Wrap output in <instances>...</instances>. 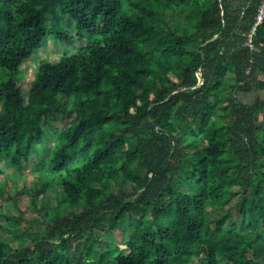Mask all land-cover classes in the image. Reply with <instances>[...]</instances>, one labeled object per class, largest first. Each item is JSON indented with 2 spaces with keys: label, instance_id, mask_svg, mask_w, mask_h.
<instances>
[{
  "label": "trees",
  "instance_id": "trees-1",
  "mask_svg": "<svg viewBox=\"0 0 264 264\" xmlns=\"http://www.w3.org/2000/svg\"><path fill=\"white\" fill-rule=\"evenodd\" d=\"M260 4L0 0L2 186L48 150L22 192L59 199L43 197L50 224L31 246L0 238V264H264V98L238 96L264 90V22L245 45ZM82 33L33 81L13 76L50 38L69 49Z\"/></svg>",
  "mask_w": 264,
  "mask_h": 264
},
{
  "label": "rangeland",
  "instance_id": "rangeland-1",
  "mask_svg": "<svg viewBox=\"0 0 264 264\" xmlns=\"http://www.w3.org/2000/svg\"><path fill=\"white\" fill-rule=\"evenodd\" d=\"M63 28L68 30L72 35L77 36L78 31L74 26V23L66 18L62 23ZM85 38L80 40L73 38L72 47L67 49L64 47L60 40L50 38L47 45H45L37 58L34 60H24L20 64L19 70L13 74L17 79H20L23 84H27L36 78L37 68L39 61L43 58L50 61H57L62 55L68 53H74L80 46L87 42V35L82 33ZM9 73L0 67V81H4L8 77ZM239 99L243 102L252 103L257 98H264V90L254 89L249 93H239ZM69 122V120H66ZM57 122L51 118L47 119L45 126L48 124ZM53 135V134H52ZM56 139L52 136L47 139V148H51ZM50 158V152L47 150L45 154L41 156H35L33 161L27 165L23 171L22 178L18 179L16 185L11 186L8 190L3 189V184L7 182V178H13L11 173L13 168L10 166L7 160L0 161V217L3 222H7L11 228L8 230H0V238L6 242H9L12 246L18 247L21 242H24V246H31L33 243V237L42 234L45 228L50 224L48 217L45 216L46 212L45 203L43 197H48L53 205H56L59 199L53 195L51 190L46 193H40L34 203L30 194L22 192L23 184H26L27 189H33L40 182L37 170L40 168L39 163L41 160L48 162ZM25 182V183H24ZM18 198V201L16 200ZM50 201L47 206H51ZM44 210V211H42ZM229 220L241 222L239 216V210L237 206H232L229 209ZM28 234V235H27ZM30 234V235H29ZM107 239V244H119L120 239L123 236L122 231H117L115 234H104ZM73 245L70 247L71 249ZM199 260L197 263L199 264Z\"/></svg>",
  "mask_w": 264,
  "mask_h": 264
},
{
  "label": "built area",
  "instance_id": "built-area-1",
  "mask_svg": "<svg viewBox=\"0 0 264 264\" xmlns=\"http://www.w3.org/2000/svg\"><path fill=\"white\" fill-rule=\"evenodd\" d=\"M264 22V0H261V4L258 8V13L256 16V20L250 30V32L247 35V40L245 42V45L250 48L251 50L255 49V43L254 38L257 34L258 27ZM249 72V71H248ZM200 74V73H199Z\"/></svg>",
  "mask_w": 264,
  "mask_h": 264
},
{
  "label": "water",
  "instance_id": "water-1",
  "mask_svg": "<svg viewBox=\"0 0 264 264\" xmlns=\"http://www.w3.org/2000/svg\"><path fill=\"white\" fill-rule=\"evenodd\" d=\"M218 37V35L214 36L213 39H216ZM199 78H200V84L203 83V79H202V74H199Z\"/></svg>",
  "mask_w": 264,
  "mask_h": 264
}]
</instances>
